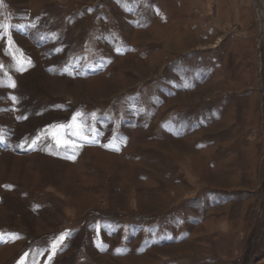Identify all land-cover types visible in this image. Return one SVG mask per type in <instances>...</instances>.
<instances>
[{
    "label": "rangeland",
    "instance_id": "obj_1",
    "mask_svg": "<svg viewBox=\"0 0 264 264\" xmlns=\"http://www.w3.org/2000/svg\"><path fill=\"white\" fill-rule=\"evenodd\" d=\"M0 264H264V0H0Z\"/></svg>",
    "mask_w": 264,
    "mask_h": 264
},
{
    "label": "snow or ice",
    "instance_id": "obj_2",
    "mask_svg": "<svg viewBox=\"0 0 264 264\" xmlns=\"http://www.w3.org/2000/svg\"><path fill=\"white\" fill-rule=\"evenodd\" d=\"M14 86V85H13ZM64 239V236L62 235V236H60L59 238H58V241H62ZM55 248H56V242H54L53 243V251H55Z\"/></svg>",
    "mask_w": 264,
    "mask_h": 264
}]
</instances>
